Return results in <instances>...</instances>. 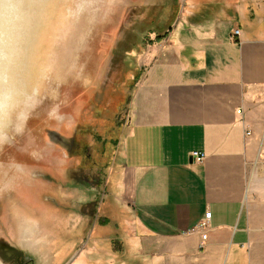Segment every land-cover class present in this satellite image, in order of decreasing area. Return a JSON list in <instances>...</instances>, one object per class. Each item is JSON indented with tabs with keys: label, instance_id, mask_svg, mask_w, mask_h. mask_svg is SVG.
<instances>
[{
	"label": "crops",
	"instance_id": "obj_1",
	"mask_svg": "<svg viewBox=\"0 0 264 264\" xmlns=\"http://www.w3.org/2000/svg\"><path fill=\"white\" fill-rule=\"evenodd\" d=\"M163 8L133 46L141 74L104 193L95 208L67 199L70 264H264V0ZM209 211L202 244L190 230Z\"/></svg>",
	"mask_w": 264,
	"mask_h": 264
},
{
	"label": "rangeland",
	"instance_id": "obj_2",
	"mask_svg": "<svg viewBox=\"0 0 264 264\" xmlns=\"http://www.w3.org/2000/svg\"><path fill=\"white\" fill-rule=\"evenodd\" d=\"M36 3L46 15L32 27L24 71L39 96L21 134L0 146V165L14 158L34 169L36 179L0 194V264L74 260L68 243L76 222L64 213L67 199L85 196L95 208L104 193L129 97L141 74L133 46L141 34L155 30L150 20L171 14L163 4L172 0ZM56 134L67 136L71 146L58 143ZM72 206L76 211L81 204ZM87 212L92 223L95 211L89 205ZM87 257L100 262L97 251Z\"/></svg>",
	"mask_w": 264,
	"mask_h": 264
},
{
	"label": "clouds",
	"instance_id": "obj_3",
	"mask_svg": "<svg viewBox=\"0 0 264 264\" xmlns=\"http://www.w3.org/2000/svg\"><path fill=\"white\" fill-rule=\"evenodd\" d=\"M45 15L36 0H0V146L21 134L37 103L39 89L24 71V52L33 25ZM0 168V194L36 179L34 169L14 158Z\"/></svg>",
	"mask_w": 264,
	"mask_h": 264
},
{
	"label": "built area",
	"instance_id": "obj_4",
	"mask_svg": "<svg viewBox=\"0 0 264 264\" xmlns=\"http://www.w3.org/2000/svg\"><path fill=\"white\" fill-rule=\"evenodd\" d=\"M238 32H239V30L236 29L234 31V34H238ZM247 135H249V132L247 133ZM190 156L198 162H202L205 158V155L202 152H199L197 150H193L190 153ZM210 217H211V212L210 211L206 212L204 219L199 221L197 224H195V226L190 230L191 232H195V231H199V230L202 231V234H201L202 244H203V240L206 239L205 230H206V228H208Z\"/></svg>",
	"mask_w": 264,
	"mask_h": 264
},
{
	"label": "flooded vegetation",
	"instance_id": "obj_5",
	"mask_svg": "<svg viewBox=\"0 0 264 264\" xmlns=\"http://www.w3.org/2000/svg\"><path fill=\"white\" fill-rule=\"evenodd\" d=\"M56 141H58V143L62 144V145H67V143L69 141H67V136L66 137H60V135L58 136V134H56V136L54 137ZM71 142H69V145L71 146ZM68 146V145H67Z\"/></svg>",
	"mask_w": 264,
	"mask_h": 264
},
{
	"label": "bare ground",
	"instance_id": "obj_6",
	"mask_svg": "<svg viewBox=\"0 0 264 264\" xmlns=\"http://www.w3.org/2000/svg\"><path fill=\"white\" fill-rule=\"evenodd\" d=\"M42 68V67H41ZM44 68V67H43Z\"/></svg>",
	"mask_w": 264,
	"mask_h": 264
}]
</instances>
